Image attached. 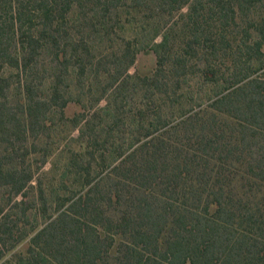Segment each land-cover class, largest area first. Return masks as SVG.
<instances>
[{
	"label": "trees",
	"instance_id": "trees-1",
	"mask_svg": "<svg viewBox=\"0 0 264 264\" xmlns=\"http://www.w3.org/2000/svg\"><path fill=\"white\" fill-rule=\"evenodd\" d=\"M144 48L153 74L129 75ZM190 78L217 92L195 113ZM133 81L184 97L194 147L157 137L103 186L89 152L61 176L83 188L48 195L36 174L65 108ZM0 264H264V0H0Z\"/></svg>",
	"mask_w": 264,
	"mask_h": 264
},
{
	"label": "rangeland",
	"instance_id": "rangeland-1",
	"mask_svg": "<svg viewBox=\"0 0 264 264\" xmlns=\"http://www.w3.org/2000/svg\"><path fill=\"white\" fill-rule=\"evenodd\" d=\"M125 29L128 30L123 34L124 36L119 35L121 38L130 40L132 36L128 24L125 25ZM118 42L120 43V41ZM155 66L154 53L150 48H144L137 54L135 63L129 69L128 74L137 77H149L153 74ZM197 83H199L197 78H190L183 88L184 92L188 91L194 97L191 101V113L203 108L208 101V96L217 93L212 91L211 86L207 84H203L201 90H198L195 87ZM133 84L134 81L129 82L121 92L114 87L108 88L97 103L94 102V98L96 99L100 95L101 90L98 94H89L84 90L81 98L85 99L84 104L70 103L65 108V120L62 123L56 122L51 130V136L48 140L50 153L47 163L36 174V178L40 177L39 181H41L48 195L57 192L63 197L70 192H78L83 188L82 186L85 184V180L82 178L83 174L74 175V173L70 174L69 171L62 180L61 176L66 173V164L69 161L76 159L82 163L80 156H86L89 152L92 153V159H89L91 162L90 183H99L103 186L105 182L114 179L125 170L124 166L129 161L126 164L124 162L131 153L138 151L139 154L143 143H149L157 137H162L169 142L179 140L188 144L189 147H194L193 142L188 141L186 137H178L181 120L191 114L186 112L185 115H187L185 116L183 112H179L180 104L186 105L184 97L180 99L178 104L173 105H170L168 100L164 102L159 98H154L153 102L143 97L144 91L141 86H137L135 89ZM199 91L201 97L197 98ZM87 99L91 103L87 104ZM159 106L161 108L158 111ZM187 107L186 105L183 108L186 109ZM77 116L76 123L74 118ZM157 117H160V122H156ZM93 137L97 139L95 147L91 144ZM43 141L44 139H40L36 143L40 145ZM36 157L38 163L39 156L36 155ZM115 169L117 171H114ZM60 185L63 188L61 190L58 188ZM41 221L39 217L38 224H41ZM22 248L24 245L19 246L13 253L21 251Z\"/></svg>",
	"mask_w": 264,
	"mask_h": 264
}]
</instances>
